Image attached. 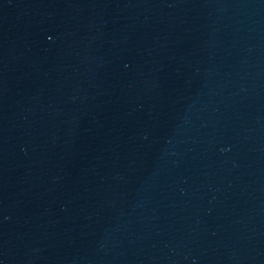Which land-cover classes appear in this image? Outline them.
I'll return each mask as SVG.
<instances>
[{
	"label": "water",
	"instance_id": "obj_1",
	"mask_svg": "<svg viewBox=\"0 0 264 264\" xmlns=\"http://www.w3.org/2000/svg\"><path fill=\"white\" fill-rule=\"evenodd\" d=\"M173 264H264V0H57Z\"/></svg>",
	"mask_w": 264,
	"mask_h": 264
}]
</instances>
